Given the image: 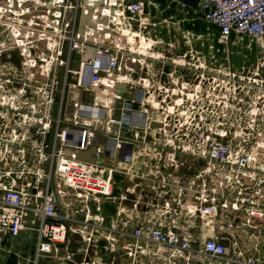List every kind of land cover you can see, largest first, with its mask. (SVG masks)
Instances as JSON below:
<instances>
[{
    "label": "built area",
    "instance_id": "built-area-1",
    "mask_svg": "<svg viewBox=\"0 0 264 264\" xmlns=\"http://www.w3.org/2000/svg\"><path fill=\"white\" fill-rule=\"evenodd\" d=\"M146 7L0 0V244L32 234L30 264H264V62L245 76L152 44ZM180 9L221 45L264 42V0ZM118 175L130 208L93 218Z\"/></svg>",
    "mask_w": 264,
    "mask_h": 264
},
{
    "label": "crops",
    "instance_id": "crops-1",
    "mask_svg": "<svg viewBox=\"0 0 264 264\" xmlns=\"http://www.w3.org/2000/svg\"><path fill=\"white\" fill-rule=\"evenodd\" d=\"M135 0H125L131 2ZM146 4L147 20V40L161 47L174 48L175 53L182 54L187 50H193L206 60L217 64H230L233 55L239 57L247 53H252V48L257 49V53H263L260 59L264 61V46L245 47L243 43L235 42L230 45H221L218 42L219 31L216 26L200 18L189 17L180 9L181 3H187L190 6H197L204 0H141ZM254 54V55H256ZM92 58V56H91ZM73 66L78 61L87 60L85 54H76ZM223 59L226 63L222 62ZM242 59V58H241ZM118 177V176H115ZM114 190L112 200H102L100 204H95L96 213H91L90 208L87 211L93 218L99 217L104 221L110 222L117 214L119 208H130L128 202L119 203L121 196L126 189V183L122 178H114ZM94 204V203H92ZM86 212L82 213L85 216ZM83 219V218H82ZM104 241H101V246Z\"/></svg>",
    "mask_w": 264,
    "mask_h": 264
},
{
    "label": "rangeland",
    "instance_id": "rangeland-1",
    "mask_svg": "<svg viewBox=\"0 0 264 264\" xmlns=\"http://www.w3.org/2000/svg\"><path fill=\"white\" fill-rule=\"evenodd\" d=\"M243 45H246L245 47H248V45H251V47H259V46H264V42H245ZM252 50H253L252 53L251 52L247 53L242 57L241 55L239 57H237V55H233L231 57L233 58L231 60L233 62L231 63V65L233 67H236V65L234 64L235 61L263 60L260 59V56H262L263 53L256 54L258 52L257 49L252 48ZM220 60L226 63L227 59L225 61H223V59ZM187 165L196 168V164L190 161H188ZM192 170L195 171L194 169ZM121 176L122 175H118V177H115V179L117 180V178H121ZM95 206H96L95 204L92 203L89 204L91 213H96V209H94L96 208ZM82 218L83 216L79 217L78 220L81 221ZM106 222L107 221H105V223ZM33 245H34V239H33V235L30 233L23 234L18 239L9 240L5 243L0 244V264H30L29 261L32 255ZM44 264H51V263L44 262Z\"/></svg>",
    "mask_w": 264,
    "mask_h": 264
},
{
    "label": "water",
    "instance_id": "water-1",
    "mask_svg": "<svg viewBox=\"0 0 264 264\" xmlns=\"http://www.w3.org/2000/svg\"><path fill=\"white\" fill-rule=\"evenodd\" d=\"M131 68L136 70V71H138V66L137 65H132ZM89 76H90V69L89 68L84 69L83 70V81H84V83L88 82ZM116 93H119V94L121 93V94H124V95H128L125 87L122 86V85L117 86ZM101 116H102V113L99 114V117H101ZM155 125L156 124H153L152 126L155 127ZM99 140L101 142L104 141L103 138H99ZM130 151H131V146L130 145H124L123 146V150H122L121 160H124V156L129 157ZM94 153H95V149L94 148L90 149L87 152H78V153H76V159L79 160V161H83V162L94 163L95 162V160L93 158ZM110 153H111L110 151H107L106 152V156L107 157L110 156ZM240 238H241V240H243L242 237H240ZM81 241H82V239H81V237L79 235H77V234L71 235V242H70L69 247H70V252L72 254H75L76 251L79 249V244L78 243L81 242ZM75 260L77 262H80V258L79 257H76Z\"/></svg>",
    "mask_w": 264,
    "mask_h": 264
},
{
    "label": "flooded vegetation",
    "instance_id": "flooded-vegetation-1",
    "mask_svg": "<svg viewBox=\"0 0 264 264\" xmlns=\"http://www.w3.org/2000/svg\"><path fill=\"white\" fill-rule=\"evenodd\" d=\"M259 62H264V61H255V60H246V61H235L234 64L236 65V67H233L230 63V66L234 69H236V71L238 72H244L245 76H250L253 75V73L256 71L257 68V64ZM259 71V75L264 74V67Z\"/></svg>",
    "mask_w": 264,
    "mask_h": 264
},
{
    "label": "bare ground",
    "instance_id": "bare-ground-1",
    "mask_svg": "<svg viewBox=\"0 0 264 264\" xmlns=\"http://www.w3.org/2000/svg\"><path fill=\"white\" fill-rule=\"evenodd\" d=\"M92 114H93V115H96V113H94V112H93Z\"/></svg>",
    "mask_w": 264,
    "mask_h": 264
}]
</instances>
